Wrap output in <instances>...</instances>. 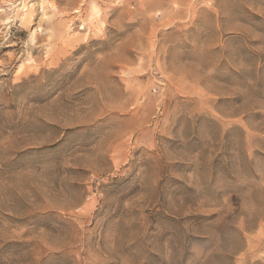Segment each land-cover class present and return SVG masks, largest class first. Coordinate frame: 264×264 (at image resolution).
Listing matches in <instances>:
<instances>
[{
  "label": "rangeland",
  "instance_id": "rangeland-1",
  "mask_svg": "<svg viewBox=\"0 0 264 264\" xmlns=\"http://www.w3.org/2000/svg\"><path fill=\"white\" fill-rule=\"evenodd\" d=\"M0 264H264V0H0Z\"/></svg>",
  "mask_w": 264,
  "mask_h": 264
}]
</instances>
